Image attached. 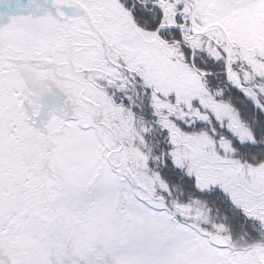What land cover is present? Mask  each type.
Masks as SVG:
<instances>
[{
	"label": "snow or ice",
	"instance_id": "1",
	"mask_svg": "<svg viewBox=\"0 0 264 264\" xmlns=\"http://www.w3.org/2000/svg\"><path fill=\"white\" fill-rule=\"evenodd\" d=\"M0 264H264V0H0Z\"/></svg>",
	"mask_w": 264,
	"mask_h": 264
}]
</instances>
